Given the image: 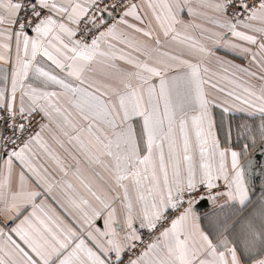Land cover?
I'll return each mask as SVG.
<instances>
[{"label": "snow or ice", "instance_id": "1", "mask_svg": "<svg viewBox=\"0 0 264 264\" xmlns=\"http://www.w3.org/2000/svg\"><path fill=\"white\" fill-rule=\"evenodd\" d=\"M213 46L260 87L205 79ZM230 100L264 118V0H0V264H264L249 145L216 132ZM244 135L264 142V120ZM221 198L241 215L210 233L199 205Z\"/></svg>", "mask_w": 264, "mask_h": 264}, {"label": "crops", "instance_id": "2", "mask_svg": "<svg viewBox=\"0 0 264 264\" xmlns=\"http://www.w3.org/2000/svg\"><path fill=\"white\" fill-rule=\"evenodd\" d=\"M205 11L207 12V16L210 17L212 15L210 10ZM181 18L186 22L192 21L194 24L200 25L199 28L190 29L191 34L197 37L200 35L201 28H213V25L205 17H193L185 14ZM149 19H151L150 16ZM229 39L231 40L234 38L230 37ZM213 52L214 56L205 59L201 65L202 73L204 68L208 69L207 73H203L205 79L215 83L218 87L225 88L226 90H235L241 96L246 95V93L242 91V88H237L235 84L229 83L228 79H225L224 77H228L229 79L240 77V79L237 80V83L242 84L244 87H247L249 84L255 85L257 89L260 87V81L255 77H250L239 72H236L235 77L231 75L235 72V68L230 67V65L249 68L251 71L259 74V68L257 65L250 62V57H245L244 54L240 53L238 50L226 47H220L217 50V48L213 46ZM217 58L227 63L222 67L217 62ZM224 67L228 68L227 73L223 71ZM205 88L210 98H216L217 100L224 99L223 93L217 92L207 84L205 85ZM223 107L224 106L218 105L213 109L216 132L221 144L226 147H231L236 151H240L245 143L249 145L247 153L240 158L250 196V203L244 212V215H247V213L253 209L258 211L261 203H264V147L261 146L264 142L258 138L253 145L250 139L246 138L244 135V126H248V128L252 129V131L258 136V126L264 118L252 109L241 110L242 108H246V106L240 105L239 101L230 100L229 104L226 105V107L229 108V111L227 112L223 110ZM249 160L252 161L251 167L248 166ZM0 162H2V158H0ZM40 162L45 163L46 166L49 164L44 157H41ZM87 175L88 174L86 173V176ZM224 200L225 198H221L216 205H212L211 203L199 205L200 214L204 217L201 220V226L205 231L212 233L215 231L216 226L223 221L225 217H232L235 219L237 216L241 215L237 211L239 205H236L235 207L225 205L221 208L220 205L224 204ZM49 203L52 204V207L55 208L58 214L64 217L65 220H68V217L57 204L53 203L51 200H49ZM22 218L23 217H21V219ZM16 222L18 223L19 221ZM217 238H220L219 235ZM228 238L231 239L232 236L229 235ZM244 264H252V262L251 260H245Z\"/></svg>", "mask_w": 264, "mask_h": 264}, {"label": "built area", "instance_id": "3", "mask_svg": "<svg viewBox=\"0 0 264 264\" xmlns=\"http://www.w3.org/2000/svg\"><path fill=\"white\" fill-rule=\"evenodd\" d=\"M137 2H138V0H137ZM0 114H2V113H0ZM36 119H37V120H39V117H37ZM33 126H34V128H35L36 130H38V128H39V125H38V124H36V122H35V121L33 122ZM8 134H9V133H7V132H5V133H4V135H8ZM201 204H202V203H201Z\"/></svg>", "mask_w": 264, "mask_h": 264}, {"label": "water", "instance_id": "4", "mask_svg": "<svg viewBox=\"0 0 264 264\" xmlns=\"http://www.w3.org/2000/svg\"><path fill=\"white\" fill-rule=\"evenodd\" d=\"M202 204H204V203H202ZM202 204H201V205H202Z\"/></svg>", "mask_w": 264, "mask_h": 264}]
</instances>
